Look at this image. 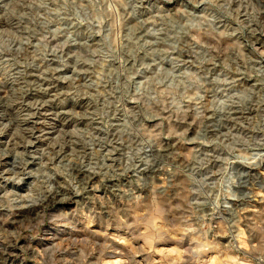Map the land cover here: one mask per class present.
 <instances>
[{
    "label": "rangeland",
    "instance_id": "374dc122",
    "mask_svg": "<svg viewBox=\"0 0 264 264\" xmlns=\"http://www.w3.org/2000/svg\"><path fill=\"white\" fill-rule=\"evenodd\" d=\"M29 3L18 8L22 19L0 3V44L22 49L12 53L11 66L0 63V96L13 101L12 107L0 102V123L15 121L0 135V153H6L0 156L2 264H264V158L249 162L264 154V76L256 72L264 71V32L220 37L239 24L211 4L195 11L207 18L196 21L201 27L188 28L175 15L179 0L175 6L165 0H76L59 13L54 10L64 0ZM237 7L233 2L231 10ZM77 12L88 22L80 23ZM69 32L73 42L66 44ZM8 60V53L0 55ZM130 76L137 85L164 83L152 85L155 92H138L128 85ZM217 79L236 84L213 83ZM117 87H128L127 95L114 93ZM248 89L251 101L213 110L214 101L238 100L235 93ZM197 92L202 100L193 99ZM177 93L187 99L175 103ZM125 119L128 130L121 136ZM16 126L21 136L13 138ZM144 142L149 150L137 157ZM17 152L26 153L32 173L23 184L10 179L23 163ZM142 157L155 162L146 169ZM93 163L108 175L91 172L86 165ZM42 165H48L43 171L53 177L54 190L71 199L17 218L48 198ZM77 187L84 189L79 195ZM227 192L236 199L221 195Z\"/></svg>",
    "mask_w": 264,
    "mask_h": 264
},
{
    "label": "clouds",
    "instance_id": "9594fccd",
    "mask_svg": "<svg viewBox=\"0 0 264 264\" xmlns=\"http://www.w3.org/2000/svg\"><path fill=\"white\" fill-rule=\"evenodd\" d=\"M37 2H38V0H30V3L28 4V6L29 7H35ZM233 2L237 3L238 7L235 8L234 10H231V5ZM0 3H3V6L6 9V13L9 14L10 16L16 17L17 19L23 18L24 14L20 13L18 11V8L23 4V0H7L6 3H4V0H0ZM165 3L175 6L176 0H165ZM75 4H76V0H64L63 6L55 9L54 11H56L58 13L63 12L65 10L69 9L70 7L74 6ZM205 4L215 5V6L219 7L221 9V11H226L229 16H232L234 19H237L239 27L236 29V32H234V33L221 32L219 34L220 37L229 36V35H236L237 33L243 34L245 30L251 31L253 35H255L257 31L264 32V21H262L260 19L261 16H264V0H225V3L223 5H218L217 0H179V7L177 8L175 15L179 18L185 19V23H186L188 28L199 29L201 27V24L197 23L196 21L200 20L201 23H203V21L207 20V18L206 17L205 18L197 17L195 15V11H196V9L201 8V6H203ZM190 5L193 6L191 11H189ZM40 6L46 7V5L42 2L40 3ZM49 11H53V10L50 9ZM241 15L244 17L243 20L239 19V17ZM76 19L80 20V23L88 22L86 19H80V13L79 12L76 13ZM167 19L171 20L172 17H168ZM254 24L258 25L259 27L253 28L252 26ZM183 27L184 26L182 25L181 30H183ZM161 30H163V29H161ZM61 31L62 30L60 28L56 29L57 34H59ZM213 31H215V29H213ZM10 35L15 36V33H11ZM16 39L19 40V37H16ZM72 42H73L72 34H71V32H69L68 38L65 41V43L68 44V43H72ZM22 43L27 44V43H29V41L27 39H25L22 41ZM197 43H199V39H197ZM236 47L239 48L241 46L236 45ZM21 50L22 49H15L14 50L12 47V44H10L8 42H4V43L0 44V55H3L5 53L9 54V60L8 61H0V63H8L9 66H11V60L15 59V56L12 55V53L14 51L16 53H19ZM262 54H264V53H262ZM61 63L63 64V58L61 59ZM225 67H227V63L225 64ZM237 71H239V69H237ZM256 72L258 75L264 76V71L256 70ZM161 73H163V69H161ZM189 75H191V74H189ZM166 78L167 77H165V79ZM64 79L65 80H71L72 78L66 77ZM163 83H164V80L162 79V80L143 81L137 85L134 83V76H130L129 81H128V85L130 87H135L138 92L144 91L146 89L149 92H155V88L152 87V85H156L158 87L159 85H162ZM213 83L220 84V85H226L228 87H231L234 84H236V81L229 80V79H224V80L217 79ZM170 87H175V85H171ZM204 87H205L204 84H201V88H204ZM4 91H5V81L3 80V78H0V92H4ZM41 91H47V89H41ZM73 91H75V89H73ZM205 91H207V89H205ZM116 92H119V93H121V95L126 96L128 93V87H117L114 89V93H116ZM59 95L60 94H57V96H53L50 101H45L44 103L45 104L51 103L52 101L56 100ZM84 95H89V94L84 93ZM158 95H159V93H156L155 95L152 96V99H156ZM235 96L238 98V100H233V97H227L226 100L214 101L213 106H212L213 110L214 111L218 110L220 112H224L225 111L224 105L226 103L251 101L252 100V90L248 89L246 92H237V93H235ZM177 97H178V99H177ZM92 98L94 100L96 99L95 96H93ZM186 99H187L186 95H181L179 93H177L176 97H173L174 102L177 104H179L180 102H182L183 100H186ZM193 99L199 101V100H202L203 97L201 96V94L199 92H197L193 96ZM262 99H264V98H262ZM4 101H7V107L13 106L12 98L10 96H8L7 94H5L4 96H0V102H4ZM61 102L63 103V101H61ZM119 103H120L119 97H117L116 99L113 100V106H115L117 111H119ZM31 106L34 108L38 107V105H36V104H33ZM107 107H108V105L106 102L105 108H107ZM72 114L73 115H79L77 113H72ZM33 115H34V113H33ZM97 115H99V113ZM25 119H31V116L25 117ZM103 119H105V120L109 119V113L107 111L103 112ZM14 125H15V121H13V120H8L6 123H0V135H4L5 133H7L10 129L13 128ZM119 127L121 129L120 134L122 136L128 130L127 119H125L124 123L122 125H119ZM21 131H22V129L19 126H16L15 131L12 133L13 138L20 137ZM28 131H31V130H28ZM105 131H107V128H105ZM58 140H59V138H58ZM24 143L25 144H31L32 141L28 140V141H25ZM149 147H150V145L147 142L142 143L139 146L140 150L136 152V156L140 157L141 152H147L149 150ZM93 153L95 154V148H93ZM3 155H6V153H0V156H3ZM16 155H17L18 161H23V163L21 164V170L19 172H15V174L13 176H11L10 179L13 180L17 184H23L24 181L30 175H32V173L27 171L28 161L24 159L26 153L17 152ZM77 155L79 156L80 162L83 163V154H77ZM130 158H131V153H130ZM262 158H264V154H262L261 156L251 158L249 160V162L253 163L256 159H262ZM143 159H144L146 169L149 166L153 165L155 162L152 158H143ZM237 159H239V157ZM50 163H51V158L49 159L48 164L50 165ZM47 166L48 165H42L41 166V171H42V175H43V183L46 185L48 193H52V192H54V188H53V185L51 183L53 177L49 176V174L46 171H43V169L46 168ZM162 166L166 167L167 165H162ZM86 167H89V170L91 172L101 173L104 176L108 175L107 173L102 172L104 165H102L100 163H93L91 166L86 165ZM128 167L129 168L136 167L138 169V166H134L132 164H129ZM233 183H234V181H233ZM140 186L141 187L146 186V184L143 180H141ZM94 187L99 189L100 185L97 184ZM83 191H84V189H81L79 187L76 188L77 195L81 194ZM128 193H132V190L129 189ZM132 194H134V193H132ZM221 195H230V196H232L233 199H236V196L231 192L221 193ZM70 199H71V197H64L61 202H67ZM219 200H220V197L217 196L216 202L213 204V210L214 211L219 205ZM49 222L55 223L56 221L50 220ZM41 223H43V221H41ZM9 235H18V234H9ZM39 255L41 258H43L45 256V251L42 250L39 253Z\"/></svg>",
    "mask_w": 264,
    "mask_h": 264
},
{
    "label": "bare ground",
    "instance_id": "6f19581e",
    "mask_svg": "<svg viewBox=\"0 0 264 264\" xmlns=\"http://www.w3.org/2000/svg\"><path fill=\"white\" fill-rule=\"evenodd\" d=\"M77 172L78 173H81L82 171H80V170H77ZM85 182L87 183L89 180H90V178H89V176H87V178H85ZM64 193L62 192V191H60V189H56V190H54V192H52V193H49V195H48V198H47V200H46V202H44V204H42V205H40L37 209H35L34 210V212L31 214H28L27 215V217H25V215L23 214H21L20 216L18 215L17 216V218L18 217H21V218H29L28 216H30V215H35L36 213H37V211H38V209H41V208H43V207H46V206H48V205H55V206H57V205H62V204H64L65 202H61L62 201V199L64 198ZM33 211V210H32ZM31 211V212H32ZM31 217V216H30ZM8 248V247H7ZM10 248V247H9ZM7 250V249H6ZM8 252H9V250H7ZM12 251V250H11ZM4 254H6V256H8L9 254H10V252H9V254L7 253V252H5ZM4 260H7V258L6 257H4V256H2V257H0V264H2V262L4 261ZM4 264V263H3Z\"/></svg>",
    "mask_w": 264,
    "mask_h": 264
}]
</instances>
